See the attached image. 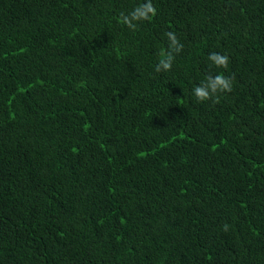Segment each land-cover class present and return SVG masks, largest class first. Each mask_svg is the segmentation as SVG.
Wrapping results in <instances>:
<instances>
[{
	"label": "trees",
	"instance_id": "16d2710c",
	"mask_svg": "<svg viewBox=\"0 0 264 264\" xmlns=\"http://www.w3.org/2000/svg\"><path fill=\"white\" fill-rule=\"evenodd\" d=\"M142 2L0 0V264H264V0Z\"/></svg>",
	"mask_w": 264,
	"mask_h": 264
},
{
	"label": "clouds",
	"instance_id": "9594fccd",
	"mask_svg": "<svg viewBox=\"0 0 264 264\" xmlns=\"http://www.w3.org/2000/svg\"><path fill=\"white\" fill-rule=\"evenodd\" d=\"M156 15L157 9L152 0H143V2L134 7L131 12L127 14L123 12L120 13L119 23L129 30L136 31L139 23L150 22ZM165 36L168 40V46L159 53V60L154 69L156 73L170 72L176 56L182 52L184 47L174 32H166ZM208 60L211 66L227 71L229 66V56L227 54L212 52L208 55ZM232 91L233 78L225 76L221 71L214 76L211 74L206 75L205 78L192 89V95L198 103L211 101L213 104H218L223 94L231 93ZM228 228L229 226L227 224L223 226L224 231H227Z\"/></svg>",
	"mask_w": 264,
	"mask_h": 264
}]
</instances>
